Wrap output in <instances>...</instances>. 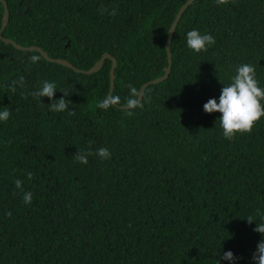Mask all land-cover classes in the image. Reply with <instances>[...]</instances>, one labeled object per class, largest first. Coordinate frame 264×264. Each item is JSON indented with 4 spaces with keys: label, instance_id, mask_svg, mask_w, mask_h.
Listing matches in <instances>:
<instances>
[{
    "label": "trees",
    "instance_id": "obj_1",
    "mask_svg": "<svg viewBox=\"0 0 264 264\" xmlns=\"http://www.w3.org/2000/svg\"><path fill=\"white\" fill-rule=\"evenodd\" d=\"M4 1V38L83 71L112 55L113 95L124 100L129 84L140 91L164 75L169 30L188 0ZM3 14L0 3V31ZM193 28L215 45L189 50ZM171 54L169 78L148 86L129 116L123 105L97 107L110 92V60L96 74H78L0 39V107L12 111L0 123V264H217L228 250L238 264H252L261 240L253 229L264 213V117L227 140L220 114H206L203 104L218 99L242 63L255 66L264 87V0H196ZM21 76L23 88L11 91ZM44 80L67 93L53 99L69 100L73 115L30 96ZM100 147L110 160L93 154L87 165L76 162L78 150ZM16 179L33 193L30 206Z\"/></svg>",
    "mask_w": 264,
    "mask_h": 264
},
{
    "label": "clouds",
    "instance_id": "obj_2",
    "mask_svg": "<svg viewBox=\"0 0 264 264\" xmlns=\"http://www.w3.org/2000/svg\"><path fill=\"white\" fill-rule=\"evenodd\" d=\"M218 5H223L226 0H215ZM100 14H108L110 16L116 15V10L109 11L106 8L99 9ZM186 47L194 53L206 52L208 48L215 45V38L207 33H201L198 29L193 28L185 34ZM31 64H36L40 60V56L32 55L29 58ZM230 83L221 88L218 99L210 98L203 104V111L206 114L219 113L218 118L220 128L222 129L223 137L227 140H232L237 134L251 132L254 124L264 117V87L259 85L256 75V68L250 63H242L235 68V74L231 76ZM23 88L24 78L21 76L18 80L12 81L10 90L15 91L17 87ZM63 92L58 90L55 82L44 80L40 86L30 92V96L42 103L44 98H48L51 102L48 105V110L55 113H65L69 116L74 112L70 110L69 100L65 98L53 99L55 93ZM64 97L67 96L63 92ZM43 98V99H41ZM117 105H123L126 114L131 116L135 110L142 107V97L139 89L132 85H128V96L121 100L118 95L107 94L102 100L98 102L97 107L100 110L108 111L115 108ZM12 116V111L8 106L0 107V123L7 122ZM95 154L101 161L110 160L112 153L106 147L95 149L93 153L91 150H78L74 158L76 162L81 165L88 164V157ZM31 180L32 174H26ZM24 181L16 179L14 181V188L21 194L22 202L25 206H30L33 201V193L26 191L23 187ZM15 194V193H14ZM259 223L255 222L256 227L254 232L261 234V240L256 246V250L252 255V264H264V213L259 212ZM11 215V213H7ZM247 221L251 224L254 221L249 218ZM238 257H235L233 252L228 250L223 253L217 264L222 261L227 264H238Z\"/></svg>",
    "mask_w": 264,
    "mask_h": 264
},
{
    "label": "water",
    "instance_id": "obj_3",
    "mask_svg": "<svg viewBox=\"0 0 264 264\" xmlns=\"http://www.w3.org/2000/svg\"><path fill=\"white\" fill-rule=\"evenodd\" d=\"M195 1L196 0H188L182 6V8L180 9L176 19L174 20V22H173V24L169 30V34H168V38H167V42H166L168 66L164 69V75L163 76H161L155 80H152V81L144 84L141 87L140 93H141L142 100H143L145 91H146L148 86L159 84V83H161V82H163L169 78V76L171 74V66H172L171 45H172V40H173L175 31H176L184 13ZM0 3H2L3 8H4L2 28L0 31V39L6 45H12L14 48H16L19 51H24V52L35 51V52H38L46 61L67 67V68L73 70L74 72H76L78 74H84V75H93V74L98 73L104 67L105 62L107 60H110L112 62V67H111V71H110V92H109V94L113 95L114 89H115V80H116L115 71H116V68L118 66V63H117V60L112 55H110L108 53L104 54L103 57L90 70L83 71V70L77 69L70 62H68L64 59H53V58H51L47 52H45L42 48H40L38 46L23 47V46L17 44L16 42H14L10 39L4 38L2 36V33L6 29L8 22H9V8H8L7 3L4 0H0ZM68 45H69V42H68ZM119 108L122 110H125V108L123 106H121Z\"/></svg>",
    "mask_w": 264,
    "mask_h": 264
}]
</instances>
